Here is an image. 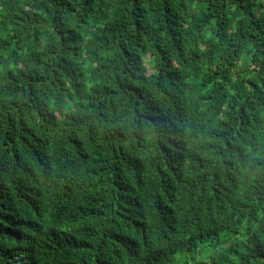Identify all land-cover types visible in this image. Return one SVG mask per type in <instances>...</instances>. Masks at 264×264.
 I'll return each mask as SVG.
<instances>
[{
	"label": "trees",
	"instance_id": "trees-1",
	"mask_svg": "<svg viewBox=\"0 0 264 264\" xmlns=\"http://www.w3.org/2000/svg\"><path fill=\"white\" fill-rule=\"evenodd\" d=\"M0 264H264V0H0Z\"/></svg>",
	"mask_w": 264,
	"mask_h": 264
}]
</instances>
